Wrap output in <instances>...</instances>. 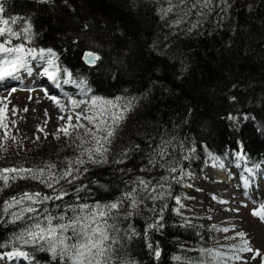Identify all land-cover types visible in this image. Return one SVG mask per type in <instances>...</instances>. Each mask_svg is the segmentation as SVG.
Returning <instances> with one entry per match:
<instances>
[{"label": "trees", "instance_id": "trees-1", "mask_svg": "<svg viewBox=\"0 0 264 264\" xmlns=\"http://www.w3.org/2000/svg\"><path fill=\"white\" fill-rule=\"evenodd\" d=\"M190 5L188 0L164 16L167 0H0V17L16 19L14 30L31 26V40L13 38L12 45L50 49L64 79L82 97L119 98L122 105H132L108 146L106 162L73 164L80 171L52 187L41 179L20 178L26 173L5 174L0 255L23 251L31 264H69L18 243L17 237L36 217L43 223L48 214L64 216L53 224L67 223L71 208L88 205L95 211L97 205L119 202L104 218L113 226L106 242L111 264H213L205 254L209 228L177 210L194 190L187 177L197 180L204 162L212 160L224 170L226 154L234 152L242 181L264 166V0H212L211 9L193 8L175 24ZM89 52L100 57L93 68L82 62ZM236 118L249 120L237 127ZM91 146L90 140L26 156L7 154L0 157V170L43 168L45 178L49 171L59 176ZM49 164L55 167L48 169ZM138 178L150 181L157 199H139ZM133 189L135 208L124 195ZM24 193L53 199L32 204L36 212L14 220L3 209ZM58 195L62 199H55Z\"/></svg>", "mask_w": 264, "mask_h": 264}, {"label": "rangeland", "instance_id": "rangeland-1", "mask_svg": "<svg viewBox=\"0 0 264 264\" xmlns=\"http://www.w3.org/2000/svg\"><path fill=\"white\" fill-rule=\"evenodd\" d=\"M37 64L41 66L44 61L30 60L31 72L21 69L15 78L8 79L6 88L0 93V157L7 154L26 156L43 153L52 146H79L91 140L87 129L95 131L93 125L83 118L79 123L84 127H74L78 123V113L91 114V100L82 97L75 87L66 82L63 73L58 71L57 75L65 85L66 91L65 88L63 91L68 98L63 102V108L66 105L67 109L56 110L47 96V89L36 86L43 79L51 80L43 73H38L48 65L44 64L43 70L38 71L35 67ZM12 83L16 85H10ZM72 100L88 103L76 107ZM246 120L249 118H236L234 122L238 127ZM61 128H66L69 135L58 131ZM225 159L224 170H218L214 163L206 161L197 180L187 177L185 183L194 190L189 192L185 202L179 203L177 212L209 228L205 242L213 255L208 252L205 254L210 261H214L213 264H264V221L253 215L254 211L263 207L264 166L254 171L253 178L248 175L242 181L238 156L229 152ZM239 233H244V237H240ZM244 240L248 241L246 246ZM246 247L252 251L242 250ZM8 257L14 260L11 264H31L26 257Z\"/></svg>", "mask_w": 264, "mask_h": 264}, {"label": "snow or ice", "instance_id": "snow-or-ice-1", "mask_svg": "<svg viewBox=\"0 0 264 264\" xmlns=\"http://www.w3.org/2000/svg\"><path fill=\"white\" fill-rule=\"evenodd\" d=\"M226 3V0H224ZM169 7L162 9V14L166 16L169 12H172L174 8H178L180 5L188 3V0H177L176 4H173L172 0H167ZM212 0H191V5L188 12H185L180 19L175 21V24H179L187 16L193 8H209L211 9ZM0 12H3V8L0 7ZM2 25H0V81H4L8 78H15L17 72L21 69L31 72L30 60L44 61L48 65L43 70V74L48 76L52 80L57 79L58 67L55 63L56 57L50 49L45 51L44 49L36 50L33 48H26L23 42L12 45L13 38L17 40H31V26L21 27L19 30H14L11 25H15L16 19L9 21L0 17ZM196 27L195 24L192 25ZM87 61L89 63H95L100 59L99 56L89 52L86 54ZM50 69H52L50 71ZM69 77L71 74H68ZM83 83V82H82ZM15 90V89H13ZM57 105L60 104L55 97H51ZM81 103L87 104V101H76L72 100L73 106L78 107ZM63 110V106H60ZM131 102L121 104L119 98L117 100H104L99 97H93L91 99V114L78 113L77 114V125L74 127H84L79 121L81 118L87 120L93 129H87L88 134L91 136L92 146L84 148L80 153V158L75 161L68 162V168L63 171L59 176L49 171L45 178V169H4L0 170V180L5 185L9 181V176L6 173H26L27 175L21 176L20 178H32L41 179L42 183L46 186L52 187L54 183H58L60 179H67L73 175V172H79L80 169L73 168L72 165H84L85 163H103L106 162V153L108 152V146L112 143V139L115 136L117 129L120 124L126 119V114L131 111ZM27 111V109H25ZM63 119V117H60ZM69 122L71 116L68 117ZM6 127V125H5ZM58 131H63L67 136L69 132L66 128H61ZM86 143V142H85ZM83 147V145H81ZM161 156L165 155L164 151L159 153ZM86 157V159H85ZM152 163V161H150ZM54 164L47 165L48 169L54 168ZM86 171V169H85ZM168 171L175 172L174 167H169ZM16 177H12L15 179ZM162 180H167V177H161ZM71 182V181H69ZM138 183L141 186L139 199L155 200L158 198L155 195L156 189H149L148 185L150 181H145L138 178ZM161 187L163 185H160ZM145 193L147 195H145ZM125 197L130 201V204L135 208L138 204L137 192L133 189L130 192L124 194ZM53 199V197L47 195H41L40 193H24L19 198H13L3 209V212L9 213L14 217V220H21L24 218L26 213H34L37 210L31 205L36 203H42L44 201ZM55 199H62L61 196H56ZM25 201L31 202L27 206L20 208L18 212H9L14 206L22 205ZM179 203V200H177ZM120 207L119 202L107 204L104 206L97 205L95 211H88V205H80L75 208H71L73 215L68 218L67 223L53 224V220L64 221V216L54 217L48 214L43 217V223L39 217L34 218L35 223L26 226L25 230L20 233L17 237V242L24 245L37 246L39 250L48 251L53 257L59 256L62 260L67 259L69 264H111V245L106 246V242L110 239L108 228L113 227L109 225L107 219L111 215L113 210ZM87 213V214H85ZM253 215L258 216L264 221V207L260 210L254 211ZM30 219H32L30 217ZM159 224H152L149 227H159ZM71 232V236L66 233ZM220 231H229V229H220ZM240 237H244V233L238 234ZM73 241L68 243V241ZM113 242H115L113 240ZM244 245L248 244L247 240L243 241ZM151 247V245H149ZM242 250L252 251L251 248H244ZM203 251V250H202ZM209 255H213L212 250H206ZM155 256L158 258L160 253L158 250L155 251ZM21 257H27L29 254L23 251L13 253ZM219 256L218 253L215 254ZM179 259V257H177Z\"/></svg>", "mask_w": 264, "mask_h": 264}, {"label": "bare ground", "instance_id": "bare-ground-1", "mask_svg": "<svg viewBox=\"0 0 264 264\" xmlns=\"http://www.w3.org/2000/svg\"><path fill=\"white\" fill-rule=\"evenodd\" d=\"M9 79V78H8ZM8 79H5L4 81H0V93L1 92H3V90H4V88H6V84H8V83H6V82H8ZM58 80V81H57ZM59 80H60V77L57 75V79L54 81V80H50V81H46V80H41V82L40 83H38L36 86L37 87H41V88H45V89H47V92H48V94H47V96L48 97H50V102H51V105L52 106H55V109L57 110V109H61V107L60 106H63V102L65 101L64 99L66 98H68V96H67V94L65 93V91L63 92H61L59 89H57V88H54V84H56L57 82H59ZM10 85H12V86H14V85H16V84H10ZM64 93L66 94V95H64ZM51 97H55V100H58L59 102H60V104L59 105H57L56 103H55V101L53 100V99H51ZM67 101V100H66ZM50 107V106H49ZM50 108H52V107H50ZM53 109V108H52ZM63 109H67L66 108V105H65V107L63 108ZM55 111V110H54ZM54 111H52V112H54ZM58 114V113H57ZM210 163V162H209ZM208 167V166H207ZM206 167V168H207ZM206 171L207 170H205V172H204V174L206 173ZM9 256V255H8ZM7 255L6 256H2L1 258H0V264H8L9 262H10V264H11V262H12V260L13 259H11V257L9 258ZM11 259V260H10ZM14 261V260H13ZM16 261V260H15Z\"/></svg>", "mask_w": 264, "mask_h": 264}, {"label": "water", "instance_id": "water-1", "mask_svg": "<svg viewBox=\"0 0 264 264\" xmlns=\"http://www.w3.org/2000/svg\"><path fill=\"white\" fill-rule=\"evenodd\" d=\"M27 1H38V0H27ZM85 57L86 55L83 57V60H82L84 65L88 68H93L95 66V63H89Z\"/></svg>", "mask_w": 264, "mask_h": 264}]
</instances>
